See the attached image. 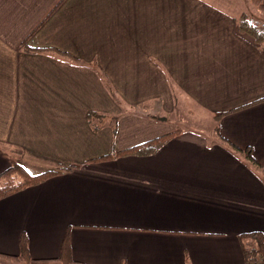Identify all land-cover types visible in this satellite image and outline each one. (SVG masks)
<instances>
[{"label":"crops","instance_id":"1","mask_svg":"<svg viewBox=\"0 0 264 264\" xmlns=\"http://www.w3.org/2000/svg\"><path fill=\"white\" fill-rule=\"evenodd\" d=\"M217 7L0 0V145L31 174L75 167L0 201V254L18 256L25 234L33 259L61 264L69 234L76 264H245L239 237L264 235V169L230 146L264 165V52L240 33L241 14ZM48 50L96 61L127 106L160 100L166 121L130 112L94 132L89 112L122 108L93 70ZM169 79L220 132L172 118ZM177 131L153 156L91 163ZM10 163L0 149V174Z\"/></svg>","mask_w":264,"mask_h":264},{"label":"trees","instance_id":"2","mask_svg":"<svg viewBox=\"0 0 264 264\" xmlns=\"http://www.w3.org/2000/svg\"><path fill=\"white\" fill-rule=\"evenodd\" d=\"M252 4L261 12L264 13V0H251ZM236 23L239 27L240 33L244 35H248L251 37L257 47L264 52V22H260L253 17L248 16L246 13H241L239 18L236 20ZM25 43V42H24ZM25 51L33 53L35 50H31L29 48H24ZM46 54H50L58 57V59L69 62L71 64H75L77 66H85L93 69L98 76L104 81L109 93L114 98L115 102L119 104L121 107L128 109L129 107L120 99L114 87L111 86L108 81L107 76L98 69L95 64L87 65L79 59H76L72 56L66 55L64 52L56 51V50H48L42 51ZM169 84L173 91V94L178 99L177 96V86L176 84L169 79ZM153 107V108H152ZM148 109L153 114L149 115V118L154 120L166 121V118L159 117L156 113L161 111V103L155 101L154 104H144L138 105L131 108L135 111V114L143 116L144 113L138 112L141 109ZM133 113V112H132ZM148 113V112H147ZM134 114V113H133ZM225 115L219 114L215 115V118H221ZM90 118L98 119V123L94 126V132H99L105 126H111L114 132L118 128V123L120 121L119 117H113L109 122H104L103 117L96 114L90 113L88 115ZM89 123L91 120L89 119ZM220 128H216V132L219 131ZM181 131H177L171 134H167L165 136L159 137L157 139L151 140L149 142L143 143L138 146L131 147L121 152H116L110 155L102 156L100 158H96L91 161V163H104L110 162L119 158L130 157V156H153L157 154L166 144H168L171 140L179 136ZM230 148L236 153L245 156V158L252 163L254 166H257L260 169H264V165L256 162L252 155V151L250 148L245 150H240L235 145H231ZM0 149L4 150L6 156L10 159V167L6 169L3 173L0 174V201L18 194L22 191H25L29 188L39 186L46 181L60 176L66 172H70L75 169V167H58L55 170H48L39 174H31L24 165L19 163L12 155V152L8 151L5 146L0 145ZM245 257V264H264V235L261 232H254L250 234H243L239 237ZM0 258L7 260L8 262H12L15 264H42V263H50L52 261H38L31 257L29 240L27 235L23 234L20 240V254L18 256H9L0 254ZM61 264H76L72 255V245L70 241L69 234L66 235L63 240L61 246V252L59 258L57 260Z\"/></svg>","mask_w":264,"mask_h":264},{"label":"rangeland","instance_id":"3","mask_svg":"<svg viewBox=\"0 0 264 264\" xmlns=\"http://www.w3.org/2000/svg\"><path fill=\"white\" fill-rule=\"evenodd\" d=\"M211 1H212L214 6L218 5L217 9L222 10L225 13H228L232 16H238L241 13H246L248 16L253 17L254 19H256L260 22H264V13L261 12L260 10H258L252 4L251 0H211ZM91 64H95L98 67V69L101 70V68L98 66L96 61H94L93 63H89L87 65H91ZM91 70H93V69H91ZM93 72L96 73L94 70H93ZM101 72H103V71L101 70ZM96 75L98 76L97 73H96ZM98 78H99L100 82L102 83L103 87L109 93L104 81L99 76H98ZM107 78H108V76H107ZM108 81L110 82L109 78H108ZM110 84L112 87H114L111 82H110ZM176 86H177V96H178L177 100H176V98L173 94V91L171 89V86H170V89H171L175 103H177V104L179 103L177 112L175 113V115L172 118L176 122H179V124L184 129H191V130L199 131L207 137H211V136L213 137L214 129H216L217 127L220 126V121H215L213 118L208 117L205 111L198 108L196 105H194L191 102V100L188 99L187 95L182 91V89L177 84H176ZM114 89H115V87H114ZM116 92H117V90H116ZM117 94L120 97V99H122L121 95L118 92H117ZM109 95L111 96L110 93H109ZM111 98L114 100V98L112 96H111ZM122 101L124 102L123 99H122ZM155 101H158L161 103V109H162V102L160 100H155ZM155 101L144 103V104L150 103L152 105V104H154ZM114 102H115V100H114ZM144 104H140V105H144ZM117 105L120 108H122V110H123V113L118 115V116H112L110 114H106V113H102V112H89V114L90 113H96V114L103 117L104 122H109L110 119L113 117H119V119H120L123 115L128 114L130 112L135 113V111L131 109V106H128L129 108L125 109L124 107H121L119 104H117ZM138 112L144 113L143 116L147 117V118H149L150 114H153L152 112H150L148 109H145V108L138 110ZM156 114L159 117H161L162 116V110L157 112ZM87 118H88V123H89V119L91 120V123H89V125H90L91 129L93 130L95 124H97L99 120L96 118H90L89 116H87ZM215 119L219 120L220 118H215ZM96 133H98V132H96ZM0 264H6V263L4 260H2L0 258ZM8 264H11V263H8Z\"/></svg>","mask_w":264,"mask_h":264}]
</instances>
